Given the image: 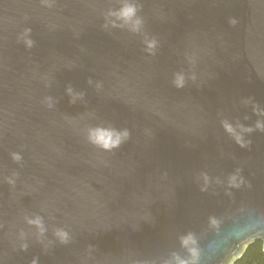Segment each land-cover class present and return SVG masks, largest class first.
I'll list each match as a JSON object with an SVG mask.
<instances>
[{
	"label": "water",
	"instance_id": "water-1",
	"mask_svg": "<svg viewBox=\"0 0 264 264\" xmlns=\"http://www.w3.org/2000/svg\"><path fill=\"white\" fill-rule=\"evenodd\" d=\"M115 2L56 0L46 8L40 0H0V264L165 256L178 248V232L198 230L228 203L222 193L199 191L200 170L220 175L242 164L253 190L235 193L237 201L264 204V134L253 133L242 150L220 123L253 124L249 97L264 108V0H138L160 43L155 56L139 36L102 30L101 13ZM26 27L31 50L17 42ZM176 72L197 79L178 90ZM68 87L84 99L70 104ZM100 123L128 128L130 140L114 152L94 148L83 129ZM21 147L22 167L9 155ZM13 171L14 188L3 181ZM33 213L44 217L47 240L53 227L66 226L72 242L45 252L23 221ZM21 228L27 251L19 249Z\"/></svg>",
	"mask_w": 264,
	"mask_h": 264
},
{
	"label": "clouds",
	"instance_id": "clouds-1",
	"mask_svg": "<svg viewBox=\"0 0 264 264\" xmlns=\"http://www.w3.org/2000/svg\"><path fill=\"white\" fill-rule=\"evenodd\" d=\"M56 0H40V4L46 8L55 6ZM115 6H110L101 13L104 23L102 30L109 29L121 30L130 33L133 36L141 37V43L144 51L149 56H155L160 47L159 40L154 35H149L146 30L145 18L141 15L142 5L138 0H116ZM29 17L25 16L27 21ZM239 21L230 17L228 24L236 27ZM32 29L24 28L17 36V42L22 43L24 47L31 50L35 46V41L31 38ZM196 74L190 76L184 72L173 74L172 84L176 89H183L190 80L195 82ZM92 84L91 79L88 81ZM51 81L45 86L50 87ZM97 91L103 88L102 82L95 85ZM67 95L70 97L69 103L75 104L77 100L84 99L83 92H74L71 87L67 88ZM43 105L49 109H54V101L51 96H45L42 99ZM245 106H251L252 115L257 117L255 122L246 126L239 120L230 122L227 118L220 121L223 131L240 149L250 150L252 145L251 137L253 133L264 134V108H261L254 98L249 97L244 101ZM94 113H89V119L94 118ZM249 116L244 120L248 121ZM84 139L87 144L103 152H114L125 145L131 137L128 128L118 129L111 123H100L96 125H87L83 129ZM9 153L13 163L23 166V156L21 152ZM230 159L236 161L235 156ZM19 179V173L13 171L10 176H5L3 181L14 188ZM194 182L201 193L210 194L213 197H219L221 193L227 198V205L223 211L213 212L206 216L199 229H187L176 234L178 248L173 249L165 256L138 257L134 264H249L245 259L249 248L259 246L260 259L253 264H264V204L256 202L250 197L236 199L235 193H251L253 184L244 174L242 164L234 167L227 174L211 175L206 170H200L194 173ZM52 219V217H50ZM24 224L34 229L35 242L44 248L47 252L53 242L59 245H68L72 242L70 231L63 227H53L51 230L52 239L47 240L49 227L42 215L33 213L23 217ZM28 233L23 228L19 230L18 240L20 251H27ZM211 237L209 240L208 238ZM47 240V243L45 241ZM208 241L205 243V241ZM93 246L89 245L91 251ZM31 264H37V258H33Z\"/></svg>",
	"mask_w": 264,
	"mask_h": 264
},
{
	"label": "trees",
	"instance_id": "trees-1",
	"mask_svg": "<svg viewBox=\"0 0 264 264\" xmlns=\"http://www.w3.org/2000/svg\"><path fill=\"white\" fill-rule=\"evenodd\" d=\"M245 259L249 262V264H253V262L259 261L260 259L259 246H254L252 248H249L245 256ZM240 264H242V262H240Z\"/></svg>",
	"mask_w": 264,
	"mask_h": 264
}]
</instances>
